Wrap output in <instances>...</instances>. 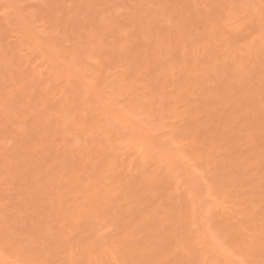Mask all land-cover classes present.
<instances>
[{"label":"rangeland","instance_id":"rangeland-1","mask_svg":"<svg viewBox=\"0 0 264 264\" xmlns=\"http://www.w3.org/2000/svg\"><path fill=\"white\" fill-rule=\"evenodd\" d=\"M160 232L176 262L264 264V0H0V264Z\"/></svg>","mask_w":264,"mask_h":264},{"label":"bare ground","instance_id":"bare-ground-1","mask_svg":"<svg viewBox=\"0 0 264 264\" xmlns=\"http://www.w3.org/2000/svg\"><path fill=\"white\" fill-rule=\"evenodd\" d=\"M193 68V67H192ZM191 70V69H190ZM194 70V69H193ZM196 70V69H195ZM194 70V71H195ZM186 71V70H185ZM196 74V73H195ZM173 82V81H172ZM167 84V83H166ZM212 115V114H211ZM211 115H209V117L211 116ZM215 115H217V114H214V116ZM216 117V116H215ZM215 117H214V121H215ZM211 118H213L212 116H211ZM210 120V119H209ZM212 122V121H211ZM256 122V121H255ZM210 123V122H209ZM213 123V122H212ZM212 123H210L211 125H212V127H213V124ZM194 125V124H193ZM254 125H256L257 126V124H254ZM211 127V126H210ZM209 126L207 127V128H205L204 130H205V132H203V130H202V132L204 133V134H202V137L200 138V140H202V143H203V141H205L204 139L205 138H207V137H205L206 136V134H207V132H208V134H209V131L208 130H210V129H208V128H210ZM202 128V127H201ZM199 129V128H198ZM200 131V130H199ZM198 145V144H197ZM108 159H110V158H108ZM107 158H106V160H108ZM105 160V161H106ZM154 177H156L157 179H158V184L160 183V185H157V186H159V187H157L156 189L158 190V191H162L163 189H162V185H161V181H163L164 179H163V177H162V179H160L159 178V176H161V175H153ZM155 178V180H156V183H157V179ZM143 179V178H142ZM147 179V178H146ZM145 180V179H144ZM159 180H161V181H159ZM150 183V182H149ZM163 183V182H162ZM164 185V184H163ZM78 208V207H77ZM171 209H172V212L170 213V211H171V209H169V215H171V217H173L176 221H175V224L173 223V225H178V227H179V224H178V222L180 223V229L182 230L181 232H183L184 230H185V227H187V224L186 223H183L182 225L184 226V229L182 228V225H181V223L182 222H180V221H178L177 219L178 218H180V216H181V213L179 212V211H177V208L176 209H173L172 207H170ZM72 209V208H71ZM77 211V210H76ZM173 211H174V213H173ZM69 212H70V210H69ZM74 212V211H73ZM176 212V213H175ZM245 212V211H244ZM75 213V212H74ZM178 213V214H177ZM246 213V212H245ZM71 214H72V212H71ZM247 214V213H246ZM248 214H249V212H248ZM73 215V214H72ZM178 215V216H177ZM253 216H255V215H253ZM248 217V216H247ZM173 218H171V219H173ZM249 218V217H248ZM252 219V218H251ZM253 222V221H252ZM256 222V221H255ZM157 224V228L158 227H160L159 229H161V227H162V224H161V222H157L156 223ZM250 224V223H249ZM249 224H247V225H249ZM254 227L256 226V225H253ZM236 227V226H235ZM252 226H250V227H248V228H251ZM238 229H239V227H237ZM236 228V229H237ZM253 228V227H252ZM160 231V230H159ZM187 230H185V232H186ZM185 232H183V233H185ZM252 232V231H251ZM161 233V232H160ZM161 235H162V233H161ZM161 235H159L160 236V238H157V240L159 241V244H160V247H161V245H163V244H165V245H167V246H162L161 248H162V250H159V249H161L160 247H159V244L157 243V245L155 246V247H158L156 250H153V249H151L152 250V252H149V254L148 253H144V252H142L143 254V256L141 255V252H139L138 251V253L136 252V254H135V252H131L132 254H134L135 256H138L139 257V259L140 260H138V258L136 259V257H135V259H133L134 258V255H133V258L132 257H129V254H127V259H124V258H126V255H125V253H123V260H121L120 259V261L118 262V264H124V263H126V264H133V262L135 261V260H137V261H135L136 262V264H139V262L138 261H140V264H142L143 262L141 261V260H143L144 259V261H145V259H147L148 258V261H152L154 258L156 259L157 257H159V258H164V255L166 254V256H165V258L163 259V260H165L166 259V257H169L170 258V264L172 263L173 264V262L175 263L176 262V260H175V258L172 256V254L173 253H176V251H177V253H178V255H181V257L180 258H183V260H184V257H185V255H184V253L183 252H180L179 250H176V248L177 247H175V245H173V244H171L172 242H170V244H166L168 241H164L165 240V238H164V234L162 235L163 236V238H162V236ZM164 239V240H163ZM241 241L243 240V238L242 239H240ZM239 240V241H240ZM161 241L163 242V243H161ZM240 241V242H241ZM244 242V241H243ZM3 243H4V246H5V248H7V249H10V252H11V254H13L14 256H16L15 254H16V252H17V250H18V246L17 245H19L18 244V242L17 241H15L14 239H12L11 237H9V236H4L3 237ZM242 243V242H241ZM256 243V242H255ZM259 244V243H258ZM261 244V243H260ZM262 244H264V243H262ZM242 245H243V243H242ZM256 246V245H255ZM19 247H20V245H19ZM260 248H263V247H261V245H260ZM6 249V250H7ZM149 250V249H148ZM150 250V251H151ZM159 250V252H157ZM261 250V249H260ZM154 251H156L155 252V254H154ZM162 251V252H161ZM130 253V254H131ZM156 253H157V255H156ZM159 253H161V254H159ZM163 253H165V254H163ZM170 253H171V256H169L170 255ZM183 253V254H182ZM131 254V255H132ZM138 254V255H137ZM152 254H154V256H152ZM158 254H159V256H158ZM140 255V256H139ZM145 255V256H144ZM184 255V256H183ZM17 256H19L18 254H17ZM125 256V257H124ZM149 256H152V260H151V257L149 258ZM32 260H34V261H39V259H44L45 257H44V255L41 253V252H39V253H36V254H32ZM130 258L132 259V260H134L133 262L130 260ZM191 258H192V255H191ZM186 259V258H185ZM127 261H128V263H127ZM190 261V260H189ZM149 262V263H150ZM154 262V261H153ZM178 262V263H177ZM177 264H186V262H182V260L181 261H178L177 260ZM145 263L146 264H148V262L147 261H145ZM145 263H143V264H145ZM155 263H156V261H155ZM163 263H165V261L163 262ZM175 263V264H176ZM160 264H162V263H160ZM189 264H192V262H190Z\"/></svg>","mask_w":264,"mask_h":264}]
</instances>
